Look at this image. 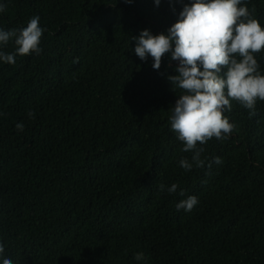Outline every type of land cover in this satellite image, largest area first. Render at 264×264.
<instances>
[{
    "label": "trees",
    "instance_id": "16d2710c",
    "mask_svg": "<svg viewBox=\"0 0 264 264\" xmlns=\"http://www.w3.org/2000/svg\"><path fill=\"white\" fill-rule=\"evenodd\" d=\"M189 2L0 0V29L37 15L45 29L39 55L0 61V264H264V101L251 118L233 101L236 130L185 171L192 154L168 122L177 62L156 70L134 51L132 37L167 35ZM244 3L264 27V0Z\"/></svg>",
    "mask_w": 264,
    "mask_h": 264
},
{
    "label": "clouds",
    "instance_id": "9594fccd",
    "mask_svg": "<svg viewBox=\"0 0 264 264\" xmlns=\"http://www.w3.org/2000/svg\"><path fill=\"white\" fill-rule=\"evenodd\" d=\"M131 3L132 0H124ZM171 2V0H170ZM183 2V0H178ZM156 5L160 0H155ZM6 5L0 4V12ZM40 17H32L27 26L21 29L5 31L0 29V46L13 43L11 53L0 50V61L15 64L17 56L39 55L41 38L45 31L39 24ZM136 41L135 54L146 61L153 59L152 67L159 70L162 57L170 54L176 61L175 75L167 77L172 90L180 91L178 99L171 107L168 118L170 130L182 142V151L191 153V161L182 158L179 166L185 171L204 168L202 153L205 145L213 138L223 141L236 130L224 114L232 109V102L249 110V117L255 116L256 104L264 101V74L256 56L264 51V27L253 18L252 12L244 0H190L183 3L177 21L171 25L167 35H153L143 30ZM29 117H34L32 111ZM16 129L24 130L23 123H17ZM222 163L220 157L207 162ZM178 185L170 187L159 185V191L174 194ZM184 195L183 190L179 193ZM199 203L196 196H188L177 203V210L190 212ZM5 248L0 244V254ZM136 261L145 259L143 253H137ZM2 264H12L4 258Z\"/></svg>",
    "mask_w": 264,
    "mask_h": 264
}]
</instances>
